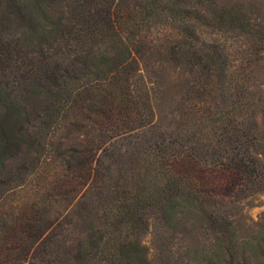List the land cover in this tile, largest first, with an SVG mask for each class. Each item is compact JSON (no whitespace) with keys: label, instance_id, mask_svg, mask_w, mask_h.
Here are the masks:
<instances>
[{"label":"trees","instance_id":"trees-1","mask_svg":"<svg viewBox=\"0 0 264 264\" xmlns=\"http://www.w3.org/2000/svg\"><path fill=\"white\" fill-rule=\"evenodd\" d=\"M9 1L0 264L264 259V223L240 222L264 191V0ZM14 37L50 51L45 82L17 64ZM170 72L179 123L160 130Z\"/></svg>","mask_w":264,"mask_h":264},{"label":"rangeland","instance_id":"rangeland-1","mask_svg":"<svg viewBox=\"0 0 264 264\" xmlns=\"http://www.w3.org/2000/svg\"><path fill=\"white\" fill-rule=\"evenodd\" d=\"M243 2L244 0H239ZM16 19V12L10 4L9 0H0V35L5 26ZM153 36H159L157 33H153ZM18 38V39H17ZM13 45L18 44L20 46V53L17 64L31 63L33 66L31 74L33 75L30 79L31 81L39 80L45 82L44 72L50 67V51L47 49L36 50V48L31 47L26 48L24 46L22 38L14 37L12 40ZM15 54V52L12 50ZM11 54V53H10ZM262 61L256 68V75L264 82V53L262 54ZM12 56V55H11ZM16 56H12L15 59ZM5 60V53L0 47V65ZM170 84L162 86V88L157 91V96L155 99V111H156V125L160 130H166L168 127L176 126L179 123L178 108L179 102L182 103L180 98V93L177 85V76L170 72ZM258 122L262 133L264 134V115L259 116ZM264 153V152H263ZM264 162V155L261 157ZM243 208L242 218L247 227H249V234L254 229H258V226L264 223V191L254 197H251L241 203ZM156 239L155 226L151 228V231L145 236L144 243L150 249L151 254L155 252L154 241ZM179 243L178 241L176 242ZM174 252H177L176 246H174ZM253 264H264V259L256 258Z\"/></svg>","mask_w":264,"mask_h":264}]
</instances>
